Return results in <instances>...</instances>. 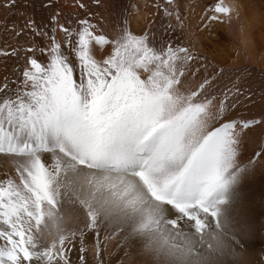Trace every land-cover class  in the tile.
Here are the masks:
<instances>
[{
	"label": "snow or ice",
	"instance_id": "obj_1",
	"mask_svg": "<svg viewBox=\"0 0 264 264\" xmlns=\"http://www.w3.org/2000/svg\"><path fill=\"white\" fill-rule=\"evenodd\" d=\"M166 4V24L136 30L82 3L73 18L43 0L41 23L25 19L40 42L0 79V264H105L112 240L129 264H254L264 147L245 156V130L264 135V115L238 116L250 71L210 75L169 37L183 23L180 0ZM230 12L217 0L204 27Z\"/></svg>",
	"mask_w": 264,
	"mask_h": 264
},
{
	"label": "bare ground",
	"instance_id": "obj_2",
	"mask_svg": "<svg viewBox=\"0 0 264 264\" xmlns=\"http://www.w3.org/2000/svg\"><path fill=\"white\" fill-rule=\"evenodd\" d=\"M67 1L68 0L59 1V11L69 15L74 14L73 18H75L76 12L79 11V8H76L77 6L75 5L76 0H74V2L70 5H68ZM81 1L83 4H85L84 0ZM180 2V14L183 28H180L178 26L177 20L175 19V17H173L171 19V24L174 27L175 32L168 33L169 37L174 42V45L182 44L183 46L192 49L194 52L199 53V59L197 62L201 64L207 63L209 65L210 75L219 72L220 68L229 67L226 69L231 70V68L234 66L233 69H235V65H232L231 59L224 54V45L227 39L223 31L224 25L217 21L212 22L211 26L208 28L204 27L205 24L209 23L205 18L207 6L204 2H206V0H180ZM211 2H213L212 4H214L216 0H211ZM244 2L248 7L250 5L251 7H254V4H257L254 3L253 0H244ZM103 4L105 5V7H107V10H110L108 9L109 7L106 5L105 1H103ZM164 7H168L166 4V0H162L161 3L156 6L155 0H135L133 9V11H135V14L130 16V19L132 20L133 30H136L138 25L140 27H147L148 25L159 26L162 23L166 24L167 21L161 20ZM255 7L260 8L256 5ZM92 13H95L93 9ZM89 18L92 19L93 22L100 23L101 26H107V28H115L117 25V21H115V19H104L102 16L97 14ZM7 22L8 21L2 19L0 20V53L4 51L11 53L14 49H19V56L21 57V60L20 63H17L16 57H13L11 55L7 57L4 55H0V79H2L5 75H10L14 66L18 67L22 64V57L25 55L24 49L26 47L40 42V38L34 36L30 30H24V24L19 23L18 31H21V35L19 36H17L11 30L8 31L6 29L7 26H5L7 25ZM35 22L39 24V22ZM3 28H5V30ZM189 31L195 33V41L188 38ZM199 79L200 76H197L196 80ZM242 100L243 104L240 106L238 116H242L246 119V117H251L246 116L248 114L259 115L261 113L260 111H262L261 108L263 105H260L259 108V103L255 104L253 100L248 101L250 99H244V97L242 98ZM182 103L183 102H181L179 106H182ZM245 131L248 132L249 136L250 131ZM251 132L261 134L259 128H256L255 131ZM260 147H264V139L263 141H257L255 139L250 140L248 137L247 143L244 145L245 156L253 155L254 152L259 151ZM262 248H264V245L257 242L254 252V264H264V251L261 250ZM103 257L105 264H122V262L123 264H129L128 259L124 257L123 252H121L117 247L116 240H112L107 244L103 252ZM72 258L75 260L76 256L73 255Z\"/></svg>",
	"mask_w": 264,
	"mask_h": 264
},
{
	"label": "rangeland",
	"instance_id": "obj_3",
	"mask_svg": "<svg viewBox=\"0 0 264 264\" xmlns=\"http://www.w3.org/2000/svg\"><path fill=\"white\" fill-rule=\"evenodd\" d=\"M59 1L60 0H49L50 3L54 4L56 7L54 11H59ZM105 1L106 5L109 7L107 10V7H99L96 0H84V5L88 6V15L89 17L94 16L95 14L102 16L104 19L110 20V18L115 19L117 21L122 13H127L129 16H132L135 14L134 4L135 0H102V2ZM157 1V2H156ZM162 0H155V6L160 4ZM9 2V0H0V20H5L7 22V30L10 31L13 26H15V29L18 30L19 23L24 24L26 18H31L34 21H37L41 23L42 18L47 16L48 13L42 8L43 0H16V5L13 6L11 9H5L3 5L5 3ZM68 5L72 4L74 0H68ZM214 2V1H213ZM213 2L211 0H206L205 5L209 6ZM217 2V0H216ZM254 7L259 6L260 8L264 9V0H253ZM260 2V3H259ZM82 3L81 0L75 2L76 8H79V11L76 12V15L79 14L81 16L84 15L85 10L80 8L79 5ZM83 4V3H82ZM262 4V5H261ZM90 9V10H89ZM92 9L95 11V13H92ZM71 11V10H70ZM74 14H71L72 17ZM108 15V16H107ZM111 16V17H110ZM40 19V20H39ZM39 20V21H38ZM10 28V29H9ZM5 30V28H3ZM15 34L16 32L13 31ZM225 39V36H224ZM31 44V43H30ZM229 68V67H225ZM234 66L230 69H226V73H224L221 76V82L224 84H230V78L235 79L236 76L240 75V71L233 69ZM231 71V72H230ZM233 71V72H232ZM262 71V68L260 66H254L250 70V79H251V87L245 88L243 91L245 92V96L249 97L248 101H254L255 104L259 103L258 107L260 108V105L262 106V111H260L261 115H264V97H262L261 92L264 90V82L260 79V72ZM243 97H241L242 99ZM262 101V103H261ZM261 103V104H260ZM246 115L251 117H246V119L252 118V119H260L261 115ZM249 139L253 140H259L263 141L264 135L256 132L249 133ZM257 138V139H256ZM262 138V139H261Z\"/></svg>",
	"mask_w": 264,
	"mask_h": 264
},
{
	"label": "clouds",
	"instance_id": "obj_4",
	"mask_svg": "<svg viewBox=\"0 0 264 264\" xmlns=\"http://www.w3.org/2000/svg\"><path fill=\"white\" fill-rule=\"evenodd\" d=\"M225 3L231 12L223 24L227 38L224 54L238 71H250L254 66L264 70V9L248 7L244 0H226ZM188 38L195 41V33L189 31Z\"/></svg>",
	"mask_w": 264,
	"mask_h": 264
}]
</instances>
